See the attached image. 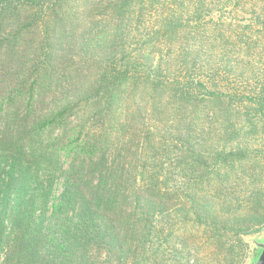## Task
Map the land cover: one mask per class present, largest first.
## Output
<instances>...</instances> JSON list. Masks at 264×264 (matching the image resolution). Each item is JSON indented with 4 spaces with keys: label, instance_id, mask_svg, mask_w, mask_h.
<instances>
[{
    "label": "trees",
    "instance_id": "16d2710c",
    "mask_svg": "<svg viewBox=\"0 0 264 264\" xmlns=\"http://www.w3.org/2000/svg\"><path fill=\"white\" fill-rule=\"evenodd\" d=\"M88 1L0 0V264H143L144 246L157 235L158 205L171 201L173 190L160 184L164 165L159 154L165 148L155 130L147 129L145 137L139 131L129 136L133 127L120 120L136 105L137 113L152 110L146 121L162 111L163 90L151 73L156 68L151 43L129 59L109 56L92 79L91 93L81 86L73 89L81 69L59 72L71 50L70 43L56 53V43L70 35L64 29L67 13L75 15L74 6ZM102 1L91 0L76 23L97 9L105 22H139L146 3L153 10L159 3L106 0L102 8ZM22 14L31 21L21 20ZM27 27H33L34 53L29 62L15 64L18 37L10 46L6 31ZM79 55V62L86 60L85 53ZM119 61L127 69L118 70ZM6 70L16 75L14 86ZM88 71L79 74L81 79ZM199 89L205 90L203 83L196 84ZM259 96L248 99L255 105ZM117 136L127 141L126 147L115 148ZM205 174L200 172V184L208 182ZM200 188L186 189L190 201L210 195ZM134 249L143 250L140 257ZM188 253H178L177 263L188 264Z\"/></svg>",
    "mask_w": 264,
    "mask_h": 264
},
{
    "label": "rangeland",
    "instance_id": "374dc122",
    "mask_svg": "<svg viewBox=\"0 0 264 264\" xmlns=\"http://www.w3.org/2000/svg\"><path fill=\"white\" fill-rule=\"evenodd\" d=\"M88 4L73 5L77 13H67L64 26L69 38L56 43L57 54L71 43L66 68L59 72L89 69L84 79L73 75L78 80L73 89L81 86L91 93L92 79L109 56L129 59L150 42L156 67L150 70L163 90L162 111L148 121L152 110L137 113V105L120 116L128 123L125 127H133L129 136L139 131L145 137L147 129L155 130L165 148L159 154L164 165L160 184L173 190L171 201L158 205L157 235L144 246L143 264H178L181 251L189 252L188 264L255 261L260 253L256 243L264 241V0H159L156 10L146 3L139 22H105L97 9L84 23H76ZM22 19L31 21L24 14ZM27 29L6 31L10 46L18 37L15 64L29 62L34 53L33 27ZM80 53L86 60L79 62L82 55L75 56ZM118 65V70L127 69L125 62ZM6 73L14 86L16 75ZM198 82L205 90H196ZM209 91L217 95L212 98ZM250 94L260 95V102L253 105ZM94 124L100 127L101 120ZM120 137H115L120 140L115 148L127 146ZM201 171L207 175L205 184H200ZM199 186L210 195L190 201L186 189ZM213 233L219 237L211 238ZM142 252L132 253L140 257Z\"/></svg>",
    "mask_w": 264,
    "mask_h": 264
},
{
    "label": "water",
    "instance_id": "95a60500",
    "mask_svg": "<svg viewBox=\"0 0 264 264\" xmlns=\"http://www.w3.org/2000/svg\"><path fill=\"white\" fill-rule=\"evenodd\" d=\"M260 253L255 261H252L250 264H264V241L256 243Z\"/></svg>",
    "mask_w": 264,
    "mask_h": 264
}]
</instances>
